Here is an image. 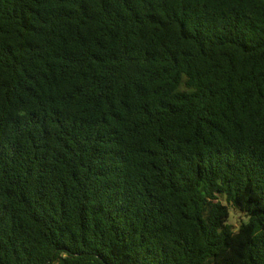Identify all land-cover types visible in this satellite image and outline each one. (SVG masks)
<instances>
[{
	"label": "trees",
	"instance_id": "16d2710c",
	"mask_svg": "<svg viewBox=\"0 0 264 264\" xmlns=\"http://www.w3.org/2000/svg\"><path fill=\"white\" fill-rule=\"evenodd\" d=\"M0 264H264V0H0Z\"/></svg>",
	"mask_w": 264,
	"mask_h": 264
},
{
	"label": "rangeland",
	"instance_id": "374dc122",
	"mask_svg": "<svg viewBox=\"0 0 264 264\" xmlns=\"http://www.w3.org/2000/svg\"><path fill=\"white\" fill-rule=\"evenodd\" d=\"M240 220H241L240 216L238 214L234 213V211H231L230 221L235 227H238Z\"/></svg>",
	"mask_w": 264,
	"mask_h": 264
}]
</instances>
